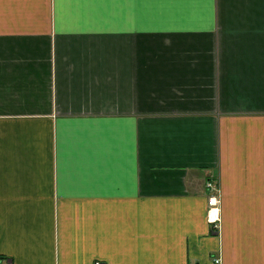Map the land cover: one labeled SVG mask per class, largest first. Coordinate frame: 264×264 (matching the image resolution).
<instances>
[{
	"label": "crops",
	"instance_id": "1",
	"mask_svg": "<svg viewBox=\"0 0 264 264\" xmlns=\"http://www.w3.org/2000/svg\"><path fill=\"white\" fill-rule=\"evenodd\" d=\"M96 261L264 264V0H0V264Z\"/></svg>",
	"mask_w": 264,
	"mask_h": 264
},
{
	"label": "built area",
	"instance_id": "2",
	"mask_svg": "<svg viewBox=\"0 0 264 264\" xmlns=\"http://www.w3.org/2000/svg\"><path fill=\"white\" fill-rule=\"evenodd\" d=\"M208 186L211 185V182H208L207 183ZM217 201H218V198L216 196H209L208 198V204L212 207H216L217 206ZM95 264H100L99 261H96Z\"/></svg>",
	"mask_w": 264,
	"mask_h": 264
},
{
	"label": "rangeland",
	"instance_id": "3",
	"mask_svg": "<svg viewBox=\"0 0 264 264\" xmlns=\"http://www.w3.org/2000/svg\"><path fill=\"white\" fill-rule=\"evenodd\" d=\"M219 204H220V202H219V200H218V201H217V206H218V207L216 206V208H218V210L220 211V205H219ZM219 211H218V213H219Z\"/></svg>",
	"mask_w": 264,
	"mask_h": 264
}]
</instances>
